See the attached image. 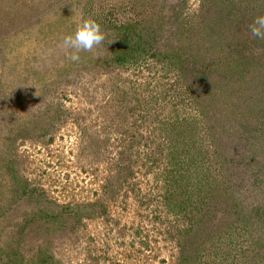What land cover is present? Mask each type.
Here are the masks:
<instances>
[{"label": "rangeland", "instance_id": "1", "mask_svg": "<svg viewBox=\"0 0 264 264\" xmlns=\"http://www.w3.org/2000/svg\"><path fill=\"white\" fill-rule=\"evenodd\" d=\"M258 15L0 0V264H264ZM88 19L105 40L72 61L63 38Z\"/></svg>", "mask_w": 264, "mask_h": 264}, {"label": "clouds", "instance_id": "2", "mask_svg": "<svg viewBox=\"0 0 264 264\" xmlns=\"http://www.w3.org/2000/svg\"><path fill=\"white\" fill-rule=\"evenodd\" d=\"M253 37L264 40V15H258L249 26ZM105 40L101 26L95 20H84L77 26L74 34L63 38L61 48L72 61L80 59V52H92Z\"/></svg>", "mask_w": 264, "mask_h": 264}, {"label": "trees", "instance_id": "3", "mask_svg": "<svg viewBox=\"0 0 264 264\" xmlns=\"http://www.w3.org/2000/svg\"><path fill=\"white\" fill-rule=\"evenodd\" d=\"M255 133V132H254ZM259 141V139L257 140L256 138H253V140H252V144H255V143H257ZM260 149H257V150H253V154L250 156V157H248L249 159H251V160H253L254 158H256L257 156H262V154H263V151H264V145L259 141V146H258ZM259 156V157H260ZM259 164H257L256 165V168H259L260 166H258ZM261 172V171H260ZM256 214H260L262 217H259V218H256V221H263V223H264V212H260V211H258V212H255ZM15 264H24L23 263V259L21 258V257H19V261L18 262H16ZM37 264H45V262L44 261H42V260H40Z\"/></svg>", "mask_w": 264, "mask_h": 264}]
</instances>
